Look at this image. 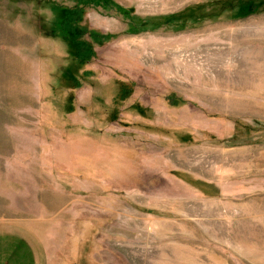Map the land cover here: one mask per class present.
I'll use <instances>...</instances> for the list:
<instances>
[{
    "label": "rangeland",
    "instance_id": "rangeland-1",
    "mask_svg": "<svg viewBox=\"0 0 264 264\" xmlns=\"http://www.w3.org/2000/svg\"><path fill=\"white\" fill-rule=\"evenodd\" d=\"M1 234L22 264H264V0H0Z\"/></svg>",
    "mask_w": 264,
    "mask_h": 264
},
{
    "label": "trees",
    "instance_id": "trees-1",
    "mask_svg": "<svg viewBox=\"0 0 264 264\" xmlns=\"http://www.w3.org/2000/svg\"><path fill=\"white\" fill-rule=\"evenodd\" d=\"M82 11L79 8L65 11L61 29L67 31L72 38V43L76 51V56L81 64L90 61L94 57L91 45L85 41V37L96 38L93 33H88L81 25Z\"/></svg>",
    "mask_w": 264,
    "mask_h": 264
},
{
    "label": "crops",
    "instance_id": "crops-1",
    "mask_svg": "<svg viewBox=\"0 0 264 264\" xmlns=\"http://www.w3.org/2000/svg\"><path fill=\"white\" fill-rule=\"evenodd\" d=\"M2 235V237H1ZM0 235V264H22L20 250L14 247L13 249H7L5 243L4 234ZM16 238V237H15ZM8 247H11L9 245ZM17 253V254H16Z\"/></svg>",
    "mask_w": 264,
    "mask_h": 264
}]
</instances>
